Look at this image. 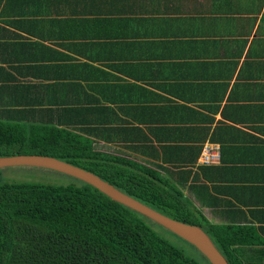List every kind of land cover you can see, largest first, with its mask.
I'll return each mask as SVG.
<instances>
[{
	"label": "crops",
	"instance_id": "1",
	"mask_svg": "<svg viewBox=\"0 0 264 264\" xmlns=\"http://www.w3.org/2000/svg\"><path fill=\"white\" fill-rule=\"evenodd\" d=\"M0 121L96 126L264 264V0H0Z\"/></svg>",
	"mask_w": 264,
	"mask_h": 264
},
{
	"label": "trees",
	"instance_id": "2",
	"mask_svg": "<svg viewBox=\"0 0 264 264\" xmlns=\"http://www.w3.org/2000/svg\"><path fill=\"white\" fill-rule=\"evenodd\" d=\"M71 127L0 121V157L51 156L83 168L154 210L201 227L230 264H244L231 228L211 222L182 187L144 163L101 153L88 132L96 126ZM3 170L0 264H210L188 242L86 183L7 182Z\"/></svg>",
	"mask_w": 264,
	"mask_h": 264
},
{
	"label": "water",
	"instance_id": "3",
	"mask_svg": "<svg viewBox=\"0 0 264 264\" xmlns=\"http://www.w3.org/2000/svg\"><path fill=\"white\" fill-rule=\"evenodd\" d=\"M8 168H37L52 170L86 183L112 201L131 209L194 246L210 264H230L210 236L199 226L180 222L166 216L137 199L125 194L114 185L83 168L60 159L43 155H16L0 157V170Z\"/></svg>",
	"mask_w": 264,
	"mask_h": 264
},
{
	"label": "rangeland",
	"instance_id": "4",
	"mask_svg": "<svg viewBox=\"0 0 264 264\" xmlns=\"http://www.w3.org/2000/svg\"><path fill=\"white\" fill-rule=\"evenodd\" d=\"M96 149H100L99 145H95ZM98 146V147H97ZM2 174L3 180L7 182H22V183H36L44 185H63L77 182L76 179L66 176L64 174L37 168H8L4 169ZM157 227V228H156ZM155 228L164 236L175 242H178L172 235L166 231H162L158 226Z\"/></svg>",
	"mask_w": 264,
	"mask_h": 264
},
{
	"label": "built area",
	"instance_id": "5",
	"mask_svg": "<svg viewBox=\"0 0 264 264\" xmlns=\"http://www.w3.org/2000/svg\"><path fill=\"white\" fill-rule=\"evenodd\" d=\"M211 157L209 156V155H206L205 157H204V160L206 161V162H209V160L211 161Z\"/></svg>",
	"mask_w": 264,
	"mask_h": 264
}]
</instances>
